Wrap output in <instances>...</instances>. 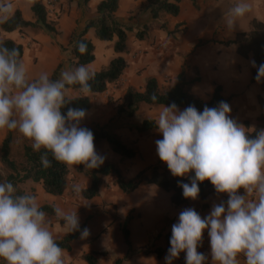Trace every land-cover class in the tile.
Listing matches in <instances>:
<instances>
[{
    "label": "clouds",
    "instance_id": "9594fccd",
    "mask_svg": "<svg viewBox=\"0 0 264 264\" xmlns=\"http://www.w3.org/2000/svg\"><path fill=\"white\" fill-rule=\"evenodd\" d=\"M12 5L0 4V22L6 21ZM251 11L248 0H235L224 16L226 27L232 30L236 21ZM83 54L84 43L77 45ZM18 49L0 42V129L16 130L29 139L34 151L44 152L41 165L51 166L48 155L67 165L98 168L104 157L97 153L94 134L81 121L87 111L68 108L66 86L79 85L82 97H87L95 73L80 65L61 71L58 79L47 72L30 80L25 65L19 60ZM252 66L256 67L255 61ZM264 78V63L257 68L255 79ZM150 99L155 102L157 96ZM230 105L224 101L216 107L194 105L180 110L175 103L162 106L155 119L162 139L155 141L156 154L175 177L192 172L190 183H180L184 198L196 200L199 182L210 181L216 193H226L228 199L213 204L202 218L193 208L183 209L178 222L171 228L170 247L165 264H172L181 252L185 264H206L207 256L198 252L203 232L207 229L210 255L215 264H264V129L246 128L230 117ZM251 130V131H250ZM255 132L254 136L250 132ZM243 189L244 194L238 190ZM13 183H0V260L4 264H65L64 249L56 242L41 210L37 197L17 195ZM79 195L81 188L73 185ZM57 220L68 231H80L81 238L89 229L80 230L77 211L66 212L53 206Z\"/></svg>",
    "mask_w": 264,
    "mask_h": 264
},
{
    "label": "crops",
    "instance_id": "0c3cea01",
    "mask_svg": "<svg viewBox=\"0 0 264 264\" xmlns=\"http://www.w3.org/2000/svg\"><path fill=\"white\" fill-rule=\"evenodd\" d=\"M25 1L27 3L25 10H22L20 0H0V4L10 3L11 13L18 9L23 19L33 21L29 9L30 1ZM98 1L100 0H88L86 4H83L81 0L70 3L64 1L60 5L61 11L55 21L56 28L60 31L58 35L61 43H65V40L68 42L71 34L80 31L87 20L96 16L95 5ZM234 3L235 0H194V2L179 0L176 15L167 13L159 15L166 20L163 27L156 26L145 7L144 16L147 22L143 24L147 26V29L141 32L142 38H136L135 31L140 28L138 22L125 20V14L126 11L136 10L137 6H145L146 2L145 0H117L115 17L121 24L131 27V30L126 32L128 52L123 54V57L127 66L119 76L123 79L121 88L132 86L141 90L145 80L151 77L155 79L160 89H164L175 81L179 73H182L187 81L189 92L202 100H208L214 86L219 85L220 95L226 98L225 102L230 105V117L241 124L246 120L248 122L246 128L252 129L256 123L255 118L264 113V90L260 87L264 78L260 81L256 79L250 81V57L239 56L235 52L234 44L225 45L222 42L231 40L237 32L247 30L252 18L264 23V0H248L251 11L238 19L236 26L230 30L226 27L224 16ZM13 31H0V37L18 42L15 39L17 32L13 33ZM92 32V29H88L84 35L91 43ZM62 34H65V39H62ZM51 41L53 42L49 35L47 37L41 35L40 49L36 53L39 58L38 64L43 58V61L48 63V68L56 64L55 69L62 55L59 54L58 45L52 44ZM103 47L112 51V41H94V58L85 65L91 71L99 69L100 65H105L112 57L102 61L101 49ZM68 58H70L69 54L64 56V59ZM20 62L29 65L23 45ZM38 66H30L31 71L37 69ZM142 105L149 108L151 112L147 118H152L155 122L163 105L139 104L138 107ZM90 111L91 107L87 110L83 126L89 127L90 121L102 126V121L107 120L101 117L98 109L95 112L98 118L92 117L91 114L95 113H90ZM115 116L113 124H120V128L113 129L112 127L109 132L121 140L119 135L123 131L124 124L120 123L122 120H116L119 116ZM133 131L136 134L134 138L137 140L139 155L136 153L137 156L122 161H119V157H113L112 160L110 158L107 161L116 166L126 179L158 159L155 141L162 139V134L156 130V127L143 133H137L134 128ZM94 144L96 148H102V151L97 150L98 154L111 156L112 151L105 141L97 140ZM67 167L68 175L75 174L77 181L81 180L83 188L89 185V177L83 175L81 178L82 171H76L75 165H67ZM84 169L86 168L82 165V170ZM101 177L97 194L90 198L81 196L70 198L65 189L60 195H51L44 192L39 183L30 180L18 184L24 193L35 195L40 206L44 204L57 206L66 212L76 210L81 231L84 228L89 229V235L86 238H81L79 232L77 237L69 243V248H63L65 264H87L82 258L85 253H93L98 264H115L116 261L118 264H165V256L168 252L167 239L169 238L170 241L171 228L174 223L178 222L179 213L183 209L195 207L196 212L204 218L210 213L213 204L226 203L228 199L226 193L214 191L203 199L187 198L185 204L172 207L168 193L153 184L141 183L131 192L124 193L114 184L113 177L108 185L101 181ZM239 194H244V190L242 189ZM224 197L225 201H223ZM46 218L55 239L70 233L64 227V222L57 220L56 216L47 214ZM123 229L127 231L128 245L123 237ZM203 236L207 256L206 264H215L210 255V239L207 229L204 230ZM118 238H120V243L116 244ZM114 249H117L118 253L113 258H108L109 251ZM238 261L239 264H245L242 254L238 256ZM0 264H4V261L1 260ZM172 264H180L178 258H175Z\"/></svg>",
    "mask_w": 264,
    "mask_h": 264
},
{
    "label": "trees",
    "instance_id": "16d2710c",
    "mask_svg": "<svg viewBox=\"0 0 264 264\" xmlns=\"http://www.w3.org/2000/svg\"><path fill=\"white\" fill-rule=\"evenodd\" d=\"M67 3L76 2L78 0H63ZM179 0H145L146 7L152 19L159 17L161 13L176 15L178 13ZM194 2V0H191ZM86 4L88 0H81ZM3 4V3H1ZM29 9L32 13L33 21H27L22 18L18 9L13 10L9 18L0 22V31L9 32L12 30L20 31L26 27L39 28L44 32L55 35L60 31L56 28L53 20L49 19L46 7L42 0H30ZM117 9V0H100L95 5L96 16L85 22L82 29L77 33L70 35L67 44L69 45V52L71 54V64L74 67L86 65L94 58L93 44L84 35L88 29H92L96 38L101 41L112 40V51L114 56L108 62L97 70H94L95 77L90 81L92 86L91 93H99L105 90L107 84L115 81L127 66V62L123 54L128 52V45L126 40V32L131 30L130 26L121 24L114 13ZM142 29L135 31L136 38H142ZM0 42L4 46L18 49L20 56L22 55V46L10 38L0 37ZM84 43L87 46L85 53L81 54L77 45ZM232 43L235 45V52L243 57H250L251 62L255 61L256 67L250 63V81L255 80L257 68L260 64L264 63V23L252 18L249 21V28L245 31L235 33L231 40L223 41L222 44ZM50 78L56 79V68L51 72ZM261 89L264 90V82L260 83ZM66 89L76 90L79 92L76 96H65L66 100L70 102L65 106L62 111L66 114L68 108H82L86 111L90 107V97H82L79 91V85L66 86ZM155 94L157 100L153 102L150 97ZM226 101L220 95V86L215 85L213 92L208 100L194 96L187 88V81L184 79L182 73H179L175 81L164 89H160L154 78H147L141 90L135 89L132 86H127L123 93L118 98L115 104V113L125 117H131L136 111L139 104L148 106L164 105L168 106L175 103L178 107L186 108L189 105H194L197 110H203L204 106L216 107L219 102ZM256 123L253 128L255 130L264 129V113L259 114L255 118ZM242 124L248 127V122L244 120ZM156 127L152 118L141 119L138 124L133 128L137 133L151 131ZM94 134V142L103 140L107 143L110 150L116 153L119 161L124 159L133 158L136 155L134 147L121 141L115 134L109 133L101 126L86 127ZM252 128V129H253ZM251 131V130H250ZM251 136L255 132H250ZM23 139H27L21 135ZM13 141V130H7L0 141V163L7 169L4 180L13 183L16 188L17 195L27 194L19 188L18 184L25 180L39 183L44 192L51 195H60L66 188L68 167L67 164L55 161L51 154L48 159L51 161L50 167H43L40 162V156L44 152L41 149L39 152L34 151L31 145H21V163H16L10 156V146ZM135 141V139H134ZM75 170L78 172L83 171L82 165H75ZM89 177V185L81 189L80 196L90 198L97 194L98 185L101 176H112L114 184L117 188L124 192L129 193L139 184H153L163 191L168 193L169 203L172 207H178L187 202V199L182 195V188L178 185L180 183H190V177L194 173L190 172L182 177L173 176L167 168L166 163L160 161L158 158L153 164L139 170L134 176L129 179L123 177L119 169L111 163L102 164L98 168L88 169L86 172ZM242 189L238 190L240 192ZM215 189L210 181L205 180L199 182L198 199H203L207 195L214 192ZM223 199V201H225ZM41 210L46 214L55 216L53 207L47 204L41 205ZM81 230V226H80ZM80 231L65 234L59 239H55L61 248L68 249L69 243L77 237ZM123 237L125 243L127 241V231L123 229ZM170 247L169 238L167 239L166 249ZM83 260L87 264H98L94 258L93 253H85L82 255ZM118 264V261L115 262Z\"/></svg>",
    "mask_w": 264,
    "mask_h": 264
},
{
    "label": "rangeland",
    "instance_id": "374dc122",
    "mask_svg": "<svg viewBox=\"0 0 264 264\" xmlns=\"http://www.w3.org/2000/svg\"><path fill=\"white\" fill-rule=\"evenodd\" d=\"M42 1L46 7L49 19L53 20L55 23V26H56L55 18L60 13L61 10L59 9V7L62 3H64V1L63 0H42ZM20 2H21L22 10H25L26 4H27L26 1L20 0ZM47 2H49V3H47ZM145 7H146V5L143 7L141 5L137 6L136 10L126 11V14H125V18H126L125 20L138 22L137 24L139 25L140 28H137V31L142 29V33L147 29V26H145V24H143V23L147 22V19L144 16L145 15V13H144ZM55 10H57V12H54ZM136 16H137V18H136ZM150 20L152 21V19H150ZM153 21L156 23V26H159V27H163L166 23V20L162 19L161 17H158V18L154 19ZM153 21H152V23H153ZM15 32H17L15 39L18 41V42H16V41L15 42L21 44V46L23 45L25 54L27 56V62L29 63V65H25V67L27 69V74H28V77L30 80L38 78L39 74L44 73V72L51 74V72L54 70V67L56 65V64H53L52 66H50V68H48V63L43 61L44 60L43 58L41 59V62L38 64L39 58H38L36 51L40 49L41 35H45L46 37H47V35H49L51 37V39L53 40V42L51 41V43L52 44L55 43L56 45H58L57 49L59 50V54L62 55L61 60H59V62L57 63V66H56V79H58L60 77L61 71L73 70L76 68L71 64V61H70L71 54L69 52V45L67 44L66 40H65V43H61L59 41V35H58L59 33L55 34V35H51V34L44 32L42 29L31 28V27H26L20 31L14 30L13 33H15ZM61 36H62V39H65V34H62ZM91 38H92L93 44H94V41L95 42L98 41V39H96L94 32H92ZM67 54L70 55V58L64 59V56ZM111 56L113 57L114 53L112 51H110L107 47H103L101 49L102 61H106ZM67 62H69V64H67ZM37 65H39L37 67V69H33L31 71L30 66L36 67ZM102 66H104V65H100V67H102ZM28 70H30V71H28ZM122 83H123V79H121V77H118L115 81L107 84L104 91L99 92V93H90L89 94L90 107H91L90 113H95V112H97V109L99 110L101 117H104L105 120L107 119L106 121H102V123H101V125H102L101 127H103V129L106 130L107 132H109L110 128H112V127H113V129H119L120 128V124H113V120L116 117L115 115H117L115 113V104L117 103L118 98L123 93L124 89L126 88V87L124 89L121 88ZM78 94H79L78 91L69 89V90H66L65 96L70 97V96H76ZM149 113H151L149 111V108H146V106L142 105V106L138 107L136 112L131 117H125L123 115H117L119 117H117L116 120L117 121L122 120L120 123L124 124L123 131L119 136L124 143L135 148L137 155H139V153H138V149H137V145H136L137 140L134 141V139H136V138H134L136 134L133 131V127L136 124H138L141 119L147 118ZM91 116L98 118L96 113L91 114ZM85 120L86 119H83L81 121V125H80L81 127H85V126H83V121H85ZM89 124H90V125H88L89 127L98 126L97 123H94V121H90ZM5 132H6V129H0V140L3 138ZM109 133H111V132H109ZM23 143L28 144V145L32 144V142L29 139H23L21 137V134L18 131L13 130V141H12V144L10 146V156L18 164H20L21 160H22L21 159L22 158L21 157V145ZM95 149H96V151L97 150L102 151V148H100V147H97V148L95 147ZM101 156L104 157V163L103 164L108 163L107 161H109L110 158L112 160L113 157H118V155L114 152H112L111 156L109 154H106V155L102 154ZM136 159L138 160L140 158H136ZM87 171H88L87 168L82 171L81 178H83V175H84V177L88 176V174L86 173ZM6 173H7V169L3 165H1V163H0V183L3 182L4 176ZM111 177L112 176H103V177H101V181L105 185H108L112 180ZM73 185H79V187L81 189H83V187L81 186V180L77 181L75 174H73V176L68 175L65 191H66V194L68 195V197H70V198L80 197V194L77 195L73 191ZM191 208H193L196 211L195 207H191ZM64 227H65V225H64ZM118 242L120 243V238H118V240L116 241V244H118ZM117 253H118L117 249L110 250L108 253L109 256H107V257L113 258L114 256H116Z\"/></svg>",
    "mask_w": 264,
    "mask_h": 264
},
{
    "label": "built area",
    "instance_id": "2783aa9c",
    "mask_svg": "<svg viewBox=\"0 0 264 264\" xmlns=\"http://www.w3.org/2000/svg\"><path fill=\"white\" fill-rule=\"evenodd\" d=\"M47 3H49V2H47ZM205 250H206V248H205V238L203 236L201 246L198 247L197 251L201 252V253H204L206 255V251ZM178 261H179L180 264H185V253L184 252H181L179 254Z\"/></svg>",
    "mask_w": 264,
    "mask_h": 264
}]
</instances>
